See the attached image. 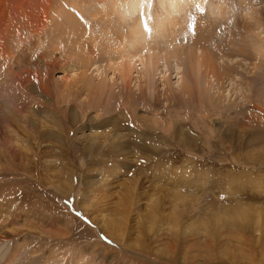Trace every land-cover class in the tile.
<instances>
[{"label": "rangeland", "instance_id": "1", "mask_svg": "<svg viewBox=\"0 0 264 264\" xmlns=\"http://www.w3.org/2000/svg\"><path fill=\"white\" fill-rule=\"evenodd\" d=\"M191 1L185 21L198 14L196 22L214 26V43L228 42L229 56L219 58L235 65L236 76L224 78L222 88L219 81L218 91L210 87L211 101L203 92L200 99L183 94L192 101L174 99L169 92L192 72L187 62L170 58L166 84L159 69L154 76L158 94L151 88L147 99L117 114V108L106 113L97 103L83 105L84 88L81 100L72 93L74 39L64 47L51 44L55 36L46 38L51 16L63 6L57 13L63 18L68 0H0V207L7 217L0 256L11 250L9 264L36 258V264H264V51L257 54L250 43L264 44V0H203L202 7ZM142 2L134 16L146 10L152 19L162 8L175 15L167 0ZM121 7L115 0L98 7L113 39L124 36L118 28L130 22ZM253 10L262 32L258 27L248 36L221 17L247 21ZM43 12L35 29L32 22ZM227 28L232 40L221 36ZM141 33L138 48L161 38ZM154 45L150 50L162 47ZM128 49L119 48L120 59ZM204 76L202 66L207 88L212 78ZM134 79L129 87L137 93ZM101 132L127 134L136 144L105 153Z\"/></svg>", "mask_w": 264, "mask_h": 264}, {"label": "bare ground", "instance_id": "2", "mask_svg": "<svg viewBox=\"0 0 264 264\" xmlns=\"http://www.w3.org/2000/svg\"><path fill=\"white\" fill-rule=\"evenodd\" d=\"M158 1L161 2V0ZM188 1L189 0H167L168 8L170 10L173 9L175 15H170V12L166 8H162L161 12H158V10L155 9L153 10L155 17L152 19H148L150 17V11L145 12L146 10L143 11V9V12L140 11L138 15L134 16L136 12H138V6L140 7V5L143 4L142 0H130L128 2L115 0L118 5H122L121 8L123 9V12L125 14L127 13V19L130 20V22L124 23L120 28H118V34L124 36H121L117 39L112 38L111 35L115 36V34L113 33L114 29L108 28L107 24L109 23L105 19L104 14L98 10V7L103 2V0H68L69 5L67 6L65 13H62L64 15L63 18L61 17L62 19L57 13L61 12V9H64L65 7H60V11H53L54 14L52 13L53 15L51 16L53 27L48 30V35L46 36V38L50 40L53 36H55V38L51 41V44H59L62 42L64 43V47L70 46L71 44L69 42L71 41L69 40L71 38L72 40L74 39V42H72V46L69 47L74 57L71 59V62L73 64L72 72L73 74H75V76L72 78L71 83V87L73 88L72 93L74 94V96L80 99L81 97L79 96L82 95H80V93H82V89L84 88L87 90V92L83 91V95L84 93L86 94V97L82 99L83 105L93 107L95 103H97L98 107L102 106L103 111H105L106 113H110L117 108L116 113L121 114L123 107L125 109H127V107L131 109V107L133 108L138 100L147 99V94L149 93V90L151 88L154 89L155 93L154 76L156 75L158 69V74L162 75L163 81L166 84V80H168V77L165 76V73L168 70L167 67L169 59L174 58L175 60L187 62L186 64H188L189 70L192 72V74H190L189 72L186 76L182 74V84H180L174 91L169 92L168 96H174V99H182L183 94H186V97H190L194 92L200 99V93L203 92L204 95H207V101H211V99H214V94H209V88H214V86L216 85V89L218 91L219 87H217V84L219 81L220 88H222V80L224 78L226 79L234 75L236 76V73L234 72L236 71L234 67L235 65H233V63L230 64L226 61H221L223 56H225L226 58L227 56H229L227 48L223 46V43L228 42L222 40L220 43H214V40L211 39V34L213 35V32L215 31L214 26L210 25L206 21L200 20L201 23H199V21L196 22L198 14L192 21L193 23H191L193 25L185 21V19H187L188 17L187 13L185 12L186 10L184 9L185 6H189ZM198 1L201 5L200 7H202L203 0ZM180 12H183V14L181 15ZM246 12H248V10ZM44 13L45 12L42 13V18H40L41 14L37 15L35 18L36 22H32L33 24H35V29H37L38 27L41 28V21L46 15ZM256 14V10L250 11L247 14V19H249L247 21L244 20V17H241V20L244 21L237 19L234 14L232 15L222 13L221 17L222 19L226 18L230 20V28L233 27L236 31H238L237 29H242L244 34L247 33L246 36H248L249 32L252 33V31L258 27V30L262 32L260 27L263 26V21L261 16ZM218 16H220V12H218ZM88 17L94 18L95 20L92 19L93 21H90ZM165 19H168L167 23L163 22L165 21ZM90 24L95 29L92 27V30H88L87 27ZM221 24L224 26V23ZM138 25L140 29L136 28V26ZM62 27H66V30L64 31V36L60 38V36L63 35V31H61ZM224 28L226 27L224 26ZM232 30L228 28L225 29L221 32V36L224 39H233L234 35L232 33ZM141 32H151V34L152 32L157 33L161 38H158V40H156V38L153 41H148L146 44H142L141 46L139 45L140 48H138V46H136V43H138V34H142ZM147 36L149 37V39H152L151 35L148 34ZM213 36H215V34ZM143 38L145 37H142V39ZM184 38H187L188 40H190V42L184 45L182 41ZM233 41L230 42L231 46L228 45V47H232L231 51L235 50V48L233 49L235 44ZM207 42H209L210 44L207 45ZM201 43L203 44V48L199 45ZM250 43L253 47L254 52H256L257 54H261L264 51V44L262 42L252 39ZM153 44H157V46L159 44H162V47H160L159 50L155 49L156 51L152 49L150 50V47H152ZM127 45H130L133 50L128 49V55L126 56V58L120 59L121 52L119 48L121 46L125 48ZM196 48L201 50L200 54H196ZM230 48H228V50ZM141 50H145V52L146 50H149L151 53L143 54ZM238 50L242 52V47H239ZM243 52L245 54V50ZM241 54L244 55L243 53ZM220 56L222 57L221 59L219 58ZM216 59H220L218 61L221 62L219 63L217 61V64ZM137 60L139 61V64H141V67H137ZM226 60L228 61V59ZM255 61L254 63H256ZM70 63H68V68L65 70L68 71V69H70ZM158 66H160L161 68H159ZM202 66L206 81H208L207 79L209 78V76L210 78H212L211 82H208L207 85L203 83L204 81L202 82L203 86H208L207 88L202 87L201 85V79L203 78H201ZM250 66L253 67V65ZM254 67L257 68L258 66L254 65ZM131 69H133L135 74L131 75ZM107 71L111 72V75L109 77H107ZM69 76L71 77V74H69ZM134 76H138V79H134L138 90L137 93L134 91L131 92V87H129L131 77ZM231 80L232 77L230 81ZM115 88L118 89L116 90ZM177 90L178 92H176ZM156 94H158V92L155 93V95ZM162 94L163 98L167 100L166 91L162 92ZM100 96H103L106 99V101L103 102L104 104H100V101H97ZM182 100L192 101V99L190 98H183ZM181 103L182 101L179 104ZM111 121L112 120H110V122ZM115 123L116 122H113V124ZM114 127L119 128L121 127V125L116 124ZM124 135L128 136L127 134H120L117 132L109 137L107 133H99L98 137H100L108 146L105 150V153H125L128 144H136L131 143L132 141L128 142L126 140L127 137H125ZM108 139L111 141H108ZM117 141L118 144L115 145ZM138 145L144 147V145L140 141L138 142ZM149 152H152V150ZM5 218H7L6 213L0 207V240L2 238H6L5 235L7 227ZM13 230L14 229L9 225L8 232H12ZM10 252L12 251L10 250L9 254H6L5 257L0 256V261L1 259H3L2 261H5V263L6 260L8 262L9 257L12 256V253ZM36 261L34 259H29V261H25V264H36ZM7 264H9V262Z\"/></svg>", "mask_w": 264, "mask_h": 264}]
</instances>
